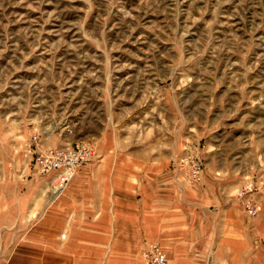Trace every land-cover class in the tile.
<instances>
[{
  "label": "rangeland",
  "instance_id": "obj_1",
  "mask_svg": "<svg viewBox=\"0 0 264 264\" xmlns=\"http://www.w3.org/2000/svg\"><path fill=\"white\" fill-rule=\"evenodd\" d=\"M35 136L44 148L88 143L99 160L149 153L190 184L217 167L241 224L203 264H238L239 249L244 264H264V0H0L3 215L26 198L28 174L47 178L54 199L68 187L53 193ZM12 225L0 264L41 257L16 253L32 239Z\"/></svg>",
  "mask_w": 264,
  "mask_h": 264
},
{
  "label": "crops",
  "instance_id": "obj_2",
  "mask_svg": "<svg viewBox=\"0 0 264 264\" xmlns=\"http://www.w3.org/2000/svg\"><path fill=\"white\" fill-rule=\"evenodd\" d=\"M147 155L114 151L81 166L57 199L45 194L47 178L28 174L31 184L15 214L0 210V238L12 224L28 233L30 250L16 253L41 256L30 264H142L138 257L153 243L168 264L205 263L216 244H229L232 224L240 230L230 177L210 165L190 184L179 167ZM239 251L244 264L247 251Z\"/></svg>",
  "mask_w": 264,
  "mask_h": 264
},
{
  "label": "built area",
  "instance_id": "obj_3",
  "mask_svg": "<svg viewBox=\"0 0 264 264\" xmlns=\"http://www.w3.org/2000/svg\"><path fill=\"white\" fill-rule=\"evenodd\" d=\"M36 152L35 164L44 174L52 175L50 183L53 193L60 194L71 182L77 169L87 163L96 161L97 151L85 142H77L65 148H44L40 145L38 136L33 142ZM32 145V146H33ZM199 164H195L189 172L188 181H195L199 174ZM249 214L255 215L257 210L251 203L246 206ZM146 264H168V256L158 244H150L142 250Z\"/></svg>",
  "mask_w": 264,
  "mask_h": 264
}]
</instances>
